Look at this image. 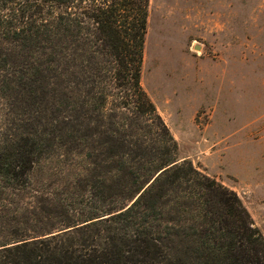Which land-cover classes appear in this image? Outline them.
<instances>
[{
	"label": "trees",
	"instance_id": "obj_1",
	"mask_svg": "<svg viewBox=\"0 0 264 264\" xmlns=\"http://www.w3.org/2000/svg\"><path fill=\"white\" fill-rule=\"evenodd\" d=\"M148 4L0 0V264H264L141 87Z\"/></svg>",
	"mask_w": 264,
	"mask_h": 264
},
{
	"label": "rangeland",
	"instance_id": "obj_2",
	"mask_svg": "<svg viewBox=\"0 0 264 264\" xmlns=\"http://www.w3.org/2000/svg\"><path fill=\"white\" fill-rule=\"evenodd\" d=\"M147 23L140 84L177 159L234 192L264 237V0H149Z\"/></svg>",
	"mask_w": 264,
	"mask_h": 264
},
{
	"label": "bare ground",
	"instance_id": "obj_3",
	"mask_svg": "<svg viewBox=\"0 0 264 264\" xmlns=\"http://www.w3.org/2000/svg\"><path fill=\"white\" fill-rule=\"evenodd\" d=\"M148 24V23H147ZM160 42H162V43H164V39H161V41ZM146 46H147V42H146ZM145 46V47H146ZM165 48H163V50H164ZM164 52H162V55H163V58H165V56H164V54H163ZM160 55L158 54V57H159Z\"/></svg>",
	"mask_w": 264,
	"mask_h": 264
}]
</instances>
